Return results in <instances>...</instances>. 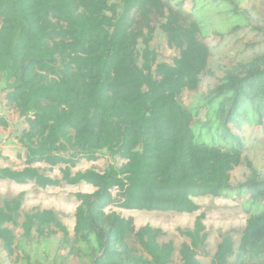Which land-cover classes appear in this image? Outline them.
I'll list each match as a JSON object with an SVG mask.
<instances>
[{"label": "trees", "instance_id": "trees-1", "mask_svg": "<svg viewBox=\"0 0 264 264\" xmlns=\"http://www.w3.org/2000/svg\"><path fill=\"white\" fill-rule=\"evenodd\" d=\"M243 2L0 0L5 103L26 124L24 167L0 168V181L93 188L75 196L71 238L52 211L35 209L23 217L16 243L8 226H17L22 195L4 202L0 264H41L30 239L50 227L62 238L46 264H201L203 214L182 233L190 244L175 263V248L159 242V230L136 229L114 209L193 214L194 200L206 196L229 197L249 214L238 248L225 235L209 264H264V178L247 163L245 181L232 183L247 146L264 141V23L253 22ZM157 18L178 52L171 65L149 48ZM223 42L236 53L223 59L226 73L184 106L181 96L201 89ZM103 153L120 165L72 172ZM37 165L62 167L61 178Z\"/></svg>", "mask_w": 264, "mask_h": 264}, {"label": "rangeland", "instance_id": "rangeland-1", "mask_svg": "<svg viewBox=\"0 0 264 264\" xmlns=\"http://www.w3.org/2000/svg\"><path fill=\"white\" fill-rule=\"evenodd\" d=\"M243 8H252L254 13L250 15L253 22L258 24L264 23V0H243ZM222 11V10H221ZM242 14V13H241ZM210 16L212 13L209 14ZM162 22L157 18L153 20L155 29L152 42L149 48L154 50L158 56V62L171 65L174 58L178 56V52L170 49L166 44V36L160 30L159 26ZM213 30H210L212 33ZM215 42L213 43V45ZM142 49V47H140ZM235 51L230 50L229 44L221 43L219 50L214 52L212 62L209 65V73L201 85V89L191 95L185 92L180 102L189 107L193 102L197 103L203 97L210 87L216 83V79L224 75L223 65L224 58L232 57ZM223 67V68H222ZM5 84L0 77V168H9L19 171L24 167V149L19 143L22 132L26 129L24 119L20 118L18 112L6 105L5 103ZM247 162L242 167L235 169L232 173V183H243L248 176L249 169L247 163L256 171L259 177L264 178V141L258 140L251 142L245 151ZM109 165H120V161L113 159L103 153L96 162L80 161L76 167L72 169L73 173L83 172L88 169L103 171ZM40 171L53 179L61 178L62 167L50 169L45 165H37ZM93 188L81 184L77 186H62L59 188L40 189L34 184L17 185L10 181H0V208L6 201L17 199L22 195V207L20 209V217L17 226H8L15 235V242H19L22 235L21 224L23 217L33 212V210H50L52 211L62 225L67 229L69 237L73 236L74 214L78 205L76 194L91 193ZM194 202L199 207V211L193 214H178L171 212H138L124 211L114 209L124 218H132L134 226L139 229L144 226H150L161 232L160 243L171 242L175 248L174 262L180 261L178 251L182 244H190V241L182 236L185 231L193 229L196 218L204 215L203 225L207 239L205 246L198 249L197 259L201 264H209L218 244L222 237L229 234L235 243V249L238 248L242 232L245 228L246 221L249 218L240 204L236 200L229 197H212L206 196L197 198ZM62 238V235L55 231L54 228H46L44 237L39 239L35 233L30 239L31 246H37L32 250V257H35L41 264H46V259L52 257L53 251ZM28 248V249H29ZM44 258L41 259L40 257Z\"/></svg>", "mask_w": 264, "mask_h": 264}]
</instances>
